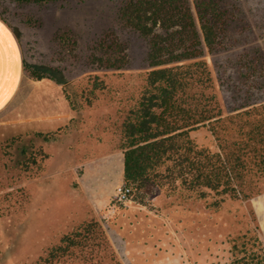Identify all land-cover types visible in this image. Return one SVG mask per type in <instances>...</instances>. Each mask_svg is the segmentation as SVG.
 Here are the masks:
<instances>
[{
    "label": "rangeland",
    "instance_id": "obj_1",
    "mask_svg": "<svg viewBox=\"0 0 264 264\" xmlns=\"http://www.w3.org/2000/svg\"><path fill=\"white\" fill-rule=\"evenodd\" d=\"M125 2L0 0V17L24 59L20 91L0 112V264H38L89 222L99 225L107 248H96L93 258L85 250L68 264H225L229 238L256 225L264 242V191L248 202L227 199L218 209L167 186L115 201L117 187L126 184L123 122L150 70L148 40L119 19ZM237 4L241 14L231 20L224 51L204 48L225 112L236 104L243 60L264 62V0ZM115 42L127 62L117 70L102 67L98 60L114 58ZM36 75L59 84L39 83ZM190 136L217 150L208 129Z\"/></svg>",
    "mask_w": 264,
    "mask_h": 264
},
{
    "label": "trees",
    "instance_id": "obj_2",
    "mask_svg": "<svg viewBox=\"0 0 264 264\" xmlns=\"http://www.w3.org/2000/svg\"><path fill=\"white\" fill-rule=\"evenodd\" d=\"M194 7L197 17L190 0H126L118 10L122 23L148 40L150 68L141 97L123 122L122 178L138 199L152 186L179 187L218 209L227 199L248 202L264 191V74L258 75L264 62L243 60L241 86L233 87L236 104L225 112L213 93L204 48L224 51L223 38L241 11L237 0H194ZM113 50L114 58L98 61L117 70L127 59L120 44ZM200 128L210 131L217 150L193 141L191 132ZM105 241L96 222L85 223L38 264H68L85 250L93 258L96 248H107ZM228 241L231 256L225 264H264L258 225Z\"/></svg>",
    "mask_w": 264,
    "mask_h": 264
},
{
    "label": "crops",
    "instance_id": "obj_3",
    "mask_svg": "<svg viewBox=\"0 0 264 264\" xmlns=\"http://www.w3.org/2000/svg\"><path fill=\"white\" fill-rule=\"evenodd\" d=\"M0 112L18 95L24 74V59L18 39L6 21L0 17ZM50 80V81H48ZM39 83L54 82L41 79ZM59 84V83H58Z\"/></svg>",
    "mask_w": 264,
    "mask_h": 264
},
{
    "label": "built area",
    "instance_id": "obj_4",
    "mask_svg": "<svg viewBox=\"0 0 264 264\" xmlns=\"http://www.w3.org/2000/svg\"><path fill=\"white\" fill-rule=\"evenodd\" d=\"M132 193L130 186L123 184L122 186L117 187L115 193V201L119 203H124L129 200Z\"/></svg>",
    "mask_w": 264,
    "mask_h": 264
},
{
    "label": "snow or ice",
    "instance_id": "obj_5",
    "mask_svg": "<svg viewBox=\"0 0 264 264\" xmlns=\"http://www.w3.org/2000/svg\"><path fill=\"white\" fill-rule=\"evenodd\" d=\"M3 26L2 25H0V28H2Z\"/></svg>",
    "mask_w": 264,
    "mask_h": 264
}]
</instances>
